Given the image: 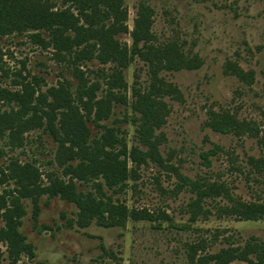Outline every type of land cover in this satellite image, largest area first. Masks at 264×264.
<instances>
[{
  "label": "rangeland",
  "instance_id": "rangeland-1",
  "mask_svg": "<svg viewBox=\"0 0 264 264\" xmlns=\"http://www.w3.org/2000/svg\"><path fill=\"white\" fill-rule=\"evenodd\" d=\"M141 4L153 10L152 32L157 42H176L184 53L198 55L202 64L194 69L159 72L162 81L154 96L165 102L162 112L166 121L157 131L162 134V159L130 164L129 186L113 194L140 217L130 216L124 225L114 227L95 221L87 227L76 223L70 226L68 220L76 218L78 212L75 203L42 194L36 220L32 199L26 197L23 202L27 213L19 229L34 244L36 256L22 254L14 260L4 242L0 264H217L215 259L199 263V258L193 260L189 252L214 253L230 244L243 245L251 237L264 243V217L244 219L235 214L209 213L208 217L201 214L192 219L190 203L196 192L185 181L189 178L205 185H225L227 190L221 196L204 201V207L214 212L238 202L264 200V170L259 171L250 159L264 156L259 137L223 134L208 125L211 112H229L252 122L259 128L258 136L264 135V0H126L129 29L118 37L129 45ZM29 33L0 35V85L18 89L15 80L40 76L45 89L63 76L73 79L69 64ZM228 61H236L252 72V81L226 72ZM109 65L88 61L89 70ZM95 73L91 72L92 77ZM125 73L130 86L141 85L151 93L154 78L147 59L137 54ZM115 110L105 122L113 124L115 117L123 119L124 107L118 105ZM118 124L129 130V145L137 143L136 125L131 121ZM23 134L22 147L14 148L1 140L0 165L7 168L12 159L28 162L40 173L41 185L60 177L61 167L54 162L57 142L45 125ZM216 145L222 150L209 156V165L202 154ZM8 186L6 183L1 188ZM106 189L107 194L112 193ZM3 225L0 218V227ZM238 262L245 263L239 259L232 263Z\"/></svg>",
  "mask_w": 264,
  "mask_h": 264
},
{
  "label": "trees",
  "instance_id": "trees-1",
  "mask_svg": "<svg viewBox=\"0 0 264 264\" xmlns=\"http://www.w3.org/2000/svg\"><path fill=\"white\" fill-rule=\"evenodd\" d=\"M152 15L150 6H139L133 41L129 45L118 37L129 29L126 0H0V35L30 32L42 47L53 48L54 55L69 64L73 77L63 76L57 84L43 89V77L30 80L18 74L23 77L15 80L18 89L0 85V142L6 140L11 147H22L24 132L45 125L57 142L54 162L62 172L60 177L41 185L40 173L28 162L12 159L7 168L0 165V218L4 220L0 227V246L7 243L10 258L17 260L22 254L29 258L36 256L34 244L19 229L27 213L23 202L26 197L32 199L36 220L42 194L75 203L78 212L76 218L68 220L70 226L76 223L87 227L95 221L114 227L124 225L130 216L140 217L113 194L122 193L129 186L130 164L162 159L159 148L162 134L157 131L166 121L162 112L165 102L154 96L162 81L159 72L194 69L202 64L198 55L184 53L176 42H157L152 32ZM137 54L147 59L152 68L151 93L142 90L141 85L130 86L126 78L125 68ZM92 60L110 65L89 70L88 61ZM93 71H96L95 77L91 75ZM225 71L245 81L253 79L252 72L242 69L236 61H228ZM118 105L125 109L123 119L115 117L113 124L105 122ZM122 121L136 125L137 143L129 145V130L118 124ZM208 125L223 134L249 133L264 144V135L258 136L259 128L233 113L213 111ZM221 150L216 145L202 157L210 165L209 156ZM250 159L259 171L264 170V156ZM185 181L196 192V198L190 203L192 219L201 214L208 217L209 213L235 214L244 219L264 217V200L238 202L232 208H216L215 212L205 208V199L221 196L227 190L225 185H205L191 182L189 178ZM6 183L9 186L1 188ZM80 183L91 188L83 189ZM106 188L112 193L107 194ZM2 254L0 247V258ZM189 256L195 261L199 258V263L203 259L206 263L215 259L217 264H264V243L251 237L243 245L230 244L217 252L201 255L191 250ZM235 259L245 263H232Z\"/></svg>",
  "mask_w": 264,
  "mask_h": 264
}]
</instances>
